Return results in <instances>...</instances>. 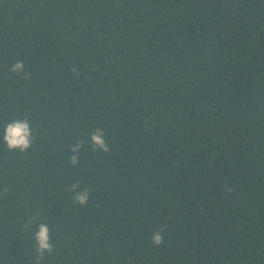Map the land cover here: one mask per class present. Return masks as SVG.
I'll use <instances>...</instances> for the list:
<instances>
[{
    "label": "trees",
    "instance_id": "16d2710c",
    "mask_svg": "<svg viewBox=\"0 0 264 264\" xmlns=\"http://www.w3.org/2000/svg\"><path fill=\"white\" fill-rule=\"evenodd\" d=\"M18 117L0 264H35L36 213L42 264H264V0H0V134ZM97 127L111 151L73 167Z\"/></svg>",
    "mask_w": 264,
    "mask_h": 264
},
{
    "label": "clouds",
    "instance_id": "9594fccd",
    "mask_svg": "<svg viewBox=\"0 0 264 264\" xmlns=\"http://www.w3.org/2000/svg\"><path fill=\"white\" fill-rule=\"evenodd\" d=\"M8 71L17 75H22L25 79L28 78V73L25 71L23 60L12 62ZM72 71L75 73L76 69L73 68ZM0 136H2L3 142L9 152H28L34 143L33 127L27 117H18L6 122ZM85 143L92 146L91 150L93 152L99 151L108 154L111 151V147L105 139L104 129L97 127L91 132L87 142L81 140L72 148V151L76 153V155L70 158V164L73 167L77 166V158L79 157V153L82 151ZM65 191L72 194L71 200L73 204H77L80 207L87 206L91 195L90 190L87 187L81 188L80 183L75 182L69 184ZM39 215V213H36L28 218L25 225L26 228H35L33 232L35 264H42L45 255H51L54 252V244L52 242L48 223H34L39 220ZM164 231L165 228L162 226L160 229H157L150 234L149 239L153 246H160L164 242Z\"/></svg>",
    "mask_w": 264,
    "mask_h": 264
}]
</instances>
